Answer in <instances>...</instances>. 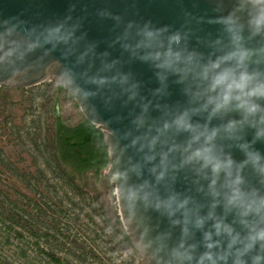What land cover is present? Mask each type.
I'll return each mask as SVG.
<instances>
[{"label":"clouds","instance_id":"9594fccd","mask_svg":"<svg viewBox=\"0 0 264 264\" xmlns=\"http://www.w3.org/2000/svg\"><path fill=\"white\" fill-rule=\"evenodd\" d=\"M233 3L204 50L178 31L139 33L153 95L172 84L179 97L141 98L115 168L125 228L138 209L167 222L137 229L143 264H264V0Z\"/></svg>","mask_w":264,"mask_h":264},{"label":"water","instance_id":"95a60500","mask_svg":"<svg viewBox=\"0 0 264 264\" xmlns=\"http://www.w3.org/2000/svg\"><path fill=\"white\" fill-rule=\"evenodd\" d=\"M233 7V0H0V87L54 82L78 105L79 121L101 131L96 150L108 158L84 172L105 181L136 253L137 229L147 226L154 235L167 222L138 209L131 232L125 228L113 190L115 168L117 162L124 166L125 136L133 131L130 121L141 98L158 104L179 99L172 84L167 95H153L158 85L151 65L140 59L139 33L145 25L165 34L178 31L188 47L204 50L218 33L214 18ZM133 92L136 98L129 99Z\"/></svg>","mask_w":264,"mask_h":264},{"label":"rangeland","instance_id":"374dc122","mask_svg":"<svg viewBox=\"0 0 264 264\" xmlns=\"http://www.w3.org/2000/svg\"><path fill=\"white\" fill-rule=\"evenodd\" d=\"M57 119L85 122L54 82L0 87V264H143L105 181L63 159Z\"/></svg>","mask_w":264,"mask_h":264},{"label":"trees","instance_id":"16d2710c","mask_svg":"<svg viewBox=\"0 0 264 264\" xmlns=\"http://www.w3.org/2000/svg\"><path fill=\"white\" fill-rule=\"evenodd\" d=\"M68 130L69 129H66L57 119L56 135L61 153L63 154V159H74L78 167L83 171H90L97 166H103L104 164L102 162H104V158H108L105 151L95 150L93 152H85L86 157L84 159L80 158V156L75 153L76 148L81 152H84L88 145L100 143L102 141L101 131L87 120L85 121V124ZM68 132H71V134L67 136ZM72 142L75 148H73ZM53 260L56 264H59L57 259L53 258Z\"/></svg>","mask_w":264,"mask_h":264},{"label":"flooded vegetation","instance_id":"af4514ba","mask_svg":"<svg viewBox=\"0 0 264 264\" xmlns=\"http://www.w3.org/2000/svg\"><path fill=\"white\" fill-rule=\"evenodd\" d=\"M83 124H85V122L83 123ZM83 124H80V125H77L76 127H79V126H81V125H83ZM65 126V128L66 129H73V128H76V127H69V126H66V125H64ZM68 130V131H69ZM69 134H71V132H68L67 133V136L69 135ZM103 141V140H102ZM96 144H90V145H88L87 147H86V149H85V151L84 152H81L80 150H78L77 148H76V150H75V153L76 154H78L79 156H80V158H82V159H84L85 157H86V153L85 152H93V151H95L96 150V146H95ZM72 146H73V148H75V146L73 145V142H72Z\"/></svg>","mask_w":264,"mask_h":264}]
</instances>
